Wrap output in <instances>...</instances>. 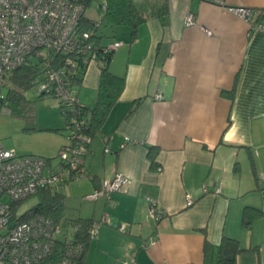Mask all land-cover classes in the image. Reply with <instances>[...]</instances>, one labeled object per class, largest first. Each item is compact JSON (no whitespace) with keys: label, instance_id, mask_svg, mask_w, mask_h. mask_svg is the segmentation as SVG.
<instances>
[{"label":"crops","instance_id":"0c3cea01","mask_svg":"<svg viewBox=\"0 0 264 264\" xmlns=\"http://www.w3.org/2000/svg\"><path fill=\"white\" fill-rule=\"evenodd\" d=\"M224 2L253 9L256 18L264 12V0ZM134 3L147 19L134 40L129 28L114 27L125 37L112 40L123 45L108 70L124 86L90 136L84 167L91 178L60 190L69 219L106 220L81 264H204L206 240L207 262L216 264L222 236L246 249L236 264H264V215L249 230L242 225L246 207L264 211V33L202 0ZM188 15L195 25H185ZM99 78L90 65L74 85L83 106L92 107ZM35 127L33 135L44 131L52 142L6 149L54 159L66 143L63 116ZM150 148L157 149L155 170ZM116 174L127 179L121 192L84 199ZM148 198L164 212L161 221L150 218Z\"/></svg>","mask_w":264,"mask_h":264},{"label":"built area","instance_id":"2783aa9c","mask_svg":"<svg viewBox=\"0 0 264 264\" xmlns=\"http://www.w3.org/2000/svg\"><path fill=\"white\" fill-rule=\"evenodd\" d=\"M202 1L219 5L237 16L249 26L250 32L264 33V20L256 18L253 9L226 6L224 0ZM83 14L84 6L79 0H0V115H7L10 110L9 76L30 60L38 62L42 78L32 87L37 95L50 96L61 108L66 140L54 159L20 155L0 142V264H41L54 254L59 244L63 250L56 264H80L85 253L84 244L76 241L79 224L70 222L64 227L40 215L14 223L21 214L12 210L13 204L26 201L41 190L59 191L68 181L91 178L84 167L91 141L85 133L88 120L70 79L78 69L84 72L90 65L99 68L106 56L122 47L123 42L101 44L96 36L100 27L97 22L95 30H80ZM185 25H195L192 15L186 17ZM155 99L162 97L157 94ZM126 183L125 176L116 174L103 180L100 188L84 199L108 198L121 192ZM215 193L220 190L215 189ZM148 203L150 218L161 221L164 212L154 200L148 198ZM192 204V200L186 201V207ZM105 222L104 218L92 222L89 241L97 237ZM119 229L124 231V226Z\"/></svg>","mask_w":264,"mask_h":264},{"label":"trees","instance_id":"16d2710c","mask_svg":"<svg viewBox=\"0 0 264 264\" xmlns=\"http://www.w3.org/2000/svg\"><path fill=\"white\" fill-rule=\"evenodd\" d=\"M95 0H79V2L85 7L89 6ZM102 5V21L111 27H127L130 29V40H134L138 27L146 21L145 15L136 7L134 0H100ZM259 18H264V12L257 15ZM94 22L84 18V14L80 20V30L91 31L95 30ZM99 39V38H98ZM113 54V53H112ZM107 55L104 64L99 66L100 78L99 86L97 90L96 98L92 107H84V115L88 120V127L85 130L87 135L92 136L97 132L103 122L105 121L110 109L118 100L123 86L124 78L116 77L112 75L108 70V63L111 55ZM85 72V71H84ZM82 70H77L75 74L71 75V84H79L84 75ZM40 67L38 62L30 60L29 63L23 64L17 70L12 72L8 78V86H10L7 97L10 102V110L7 115L12 117H18L25 120L26 125L24 130L28 132L37 131L35 127V115L33 108L24 96L25 90L31 88L34 83L41 79ZM38 97H44V95H38ZM47 97V96H46ZM50 97V96H48ZM61 115L63 112L59 107ZM64 119V118H63ZM65 130V123H64ZM53 132H59V130H52ZM60 150V149H59ZM88 154V152H87ZM86 154V156H87ZM157 149L150 148L148 152V158L150 160V166L153 170L157 169L156 164ZM85 156V157H86ZM84 157V159H85ZM49 159V158H48ZM39 196V202L36 206L32 207L28 211L22 213L14 221L19 223L25 221L34 216H44L56 224H62L64 227L68 223H76L80 225V231L76 235V241L83 243L87 248L89 244L88 233L91 228L92 221H82L69 219L66 213L65 197L62 192L54 190H41L37 194ZM17 205H12L13 212L17 211ZM264 215V211L256 210L254 208L246 207L242 213V225L245 229L249 230L253 222ZM63 250L62 245H57L54 254L48 259L44 260L41 264H56ZM246 249H242L239 242L235 239L222 236L218 246L217 263L216 264H236V258L239 254L245 252ZM210 253V245L207 240L204 242V258L205 263ZM83 260V258H82ZM81 260V262H82ZM80 262V264H81Z\"/></svg>","mask_w":264,"mask_h":264},{"label":"rangeland","instance_id":"374dc122","mask_svg":"<svg viewBox=\"0 0 264 264\" xmlns=\"http://www.w3.org/2000/svg\"><path fill=\"white\" fill-rule=\"evenodd\" d=\"M99 5H101V1L95 0L89 6L85 7L84 10V18L100 23V27L96 31V36L98 38L101 37L102 39H106L107 41L124 39L125 36H122V29L111 27L102 21L103 12L101 11V8H99ZM24 96L33 108L35 121L39 127L55 125L57 117L62 118L59 106L53 98L48 96L38 97L36 90L33 87L25 90ZM25 125L26 122L22 118L12 117L10 115H0L1 144L5 148H14V145L17 146V144L20 145L22 143L32 146L33 144L47 145L52 142L53 137H47L48 134L44 133V131L33 135V133L38 132V130L35 132H28L24 130ZM25 153L28 152L17 150V154ZM39 200V196L34 195L26 201L19 203V205H17L18 213L22 214L28 211L36 206ZM65 215H69V210H66Z\"/></svg>","mask_w":264,"mask_h":264}]
</instances>
